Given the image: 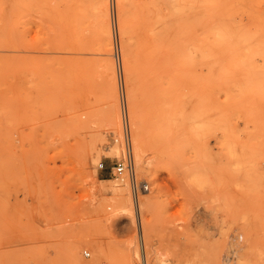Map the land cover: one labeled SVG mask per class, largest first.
<instances>
[{
  "label": "rangeland",
  "instance_id": "rangeland-1",
  "mask_svg": "<svg viewBox=\"0 0 264 264\" xmlns=\"http://www.w3.org/2000/svg\"><path fill=\"white\" fill-rule=\"evenodd\" d=\"M235 250L264 264V0H0V264Z\"/></svg>",
  "mask_w": 264,
  "mask_h": 264
},
{
  "label": "built area",
  "instance_id": "built-area-1",
  "mask_svg": "<svg viewBox=\"0 0 264 264\" xmlns=\"http://www.w3.org/2000/svg\"><path fill=\"white\" fill-rule=\"evenodd\" d=\"M123 138H124V152L123 155L115 161L113 164L111 171L117 177L124 179H129V184L131 191L133 193V198L137 202L138 201V192L142 189H147L148 185L145 182H138L135 174V161L133 155V148L131 143V134L128 122V116L123 108ZM100 168L104 167V163L100 162ZM84 256L89 258L91 257V253L88 250L84 251ZM105 264V263H102Z\"/></svg>",
  "mask_w": 264,
  "mask_h": 264
},
{
  "label": "bare ground",
  "instance_id": "bare-ground-1",
  "mask_svg": "<svg viewBox=\"0 0 264 264\" xmlns=\"http://www.w3.org/2000/svg\"><path fill=\"white\" fill-rule=\"evenodd\" d=\"M103 8L104 9H102L101 12H100V19L98 21V33H99V36L101 38L102 45L105 48L109 49L108 45H109V43L111 41V33H112L111 32V26H110V23H109V20H108V12L109 11H108L107 5H105V7H103ZM108 67L113 69L112 64H108ZM239 253H240V251L237 250L235 255L232 258L233 260L229 259V260H231V262L229 264H252L250 258H246L244 260L238 258L236 255H239ZM221 255H222L221 253H217V254L213 255V258H211L209 260L208 259H199L200 261H198V263L197 262H190V263H187V264H222ZM141 259L143 260V264H149L148 256H146V255L142 256L141 255Z\"/></svg>",
  "mask_w": 264,
  "mask_h": 264
}]
</instances>
